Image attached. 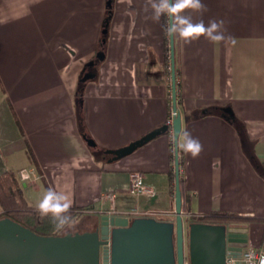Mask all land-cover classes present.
<instances>
[{"label":"crops","instance_id":"0c3cea01","mask_svg":"<svg viewBox=\"0 0 264 264\" xmlns=\"http://www.w3.org/2000/svg\"><path fill=\"white\" fill-rule=\"evenodd\" d=\"M146 2L112 0L103 32L106 0H0V173H15L32 206L49 187L68 195L71 209L93 215L82 230L109 212L138 217L134 209L150 211L145 217L175 219L169 132L116 160L104 153L170 118L165 18L154 22L151 10L144 11ZM202 2L208 9L203 15L185 14L205 24L224 20L225 35L234 42L176 41L181 129L203 145L195 159L182 152L183 219L247 223V246L264 251V178L225 112L204 113L211 106L229 107L245 122L264 163V0ZM103 34L104 58L82 95L91 146L78 127L75 97ZM193 114L202 115L187 119ZM22 168L30 170L27 180L18 174ZM133 170L143 173L152 193L129 192ZM109 192L115 193L113 209L102 201Z\"/></svg>","mask_w":264,"mask_h":264},{"label":"water","instance_id":"95a60500","mask_svg":"<svg viewBox=\"0 0 264 264\" xmlns=\"http://www.w3.org/2000/svg\"><path fill=\"white\" fill-rule=\"evenodd\" d=\"M106 5L110 6L111 0H106ZM169 44L171 101L176 110L171 124L164 123L121 147L104 149V153L110 154L109 160L131 153L170 129L177 133L181 130L174 39L169 38ZM103 58L104 52L97 51L95 57L85 63L80 80L93 79L95 72L90 68ZM221 110L227 119L233 118L229 107H221ZM85 139L88 145H95L91 138ZM179 166V152H174V220L102 214L93 230L39 234L3 216L0 217V264H224L227 253L239 255L248 245L247 223L185 222Z\"/></svg>","mask_w":264,"mask_h":264},{"label":"clouds","instance_id":"9594fccd","mask_svg":"<svg viewBox=\"0 0 264 264\" xmlns=\"http://www.w3.org/2000/svg\"><path fill=\"white\" fill-rule=\"evenodd\" d=\"M151 10V19L159 22L165 18L164 32L166 37L180 39L184 44L204 37L209 42L220 43L234 38L225 35L227 29L224 20H209L207 24L201 19L193 21L188 11L199 12L201 15L208 9L202 0H147L144 11ZM169 143L172 146L170 151L183 152L189 154L193 159L197 158L203 151V145L198 138L184 129L179 133L173 129L169 133ZM23 179L29 177L22 173ZM72 201L63 192L57 191L54 187H49L44 192L42 198L36 205V211L41 218H50L54 229L60 232L64 229L72 228L75 220L71 214ZM264 264V260L261 261Z\"/></svg>","mask_w":264,"mask_h":264},{"label":"trees","instance_id":"16d2710c","mask_svg":"<svg viewBox=\"0 0 264 264\" xmlns=\"http://www.w3.org/2000/svg\"><path fill=\"white\" fill-rule=\"evenodd\" d=\"M112 2V0H111ZM111 5L107 6V15L105 23L109 21L111 16ZM105 19V20H106ZM106 23V24H107ZM165 21L163 24V31H164ZM165 33V32H164ZM104 40L105 34L102 35V42L99 46V50L104 51ZM176 41L177 38L174 39V46H175V77H176V86L178 88L177 76H178V69L176 65ZM164 55L166 59L170 58V44L169 38L166 37L164 39ZM94 67V66H93ZM88 69V68H86ZM95 69V67H94ZM96 73V72H95ZM83 71L81 73V76ZM80 76V77H81ZM86 81L79 80L78 88H77V95L75 97V108L78 120V127L81 134L87 138L89 137V133L87 132L84 112L82 107V95L83 89L85 86ZM180 103V97L177 92V104ZM205 114H221V107L218 106H211L204 111ZM202 114H193L188 115L187 119H193L196 117L201 116ZM233 127L235 128L240 142L241 147L251 164L255 167L256 171L264 178V163L259 160L257 155L254 151V143L255 140L251 139L247 133L245 122L233 115L232 119H229ZM172 159L174 158V154L171 153ZM179 167L181 169L182 166V152H179ZM173 172L171 171V174ZM182 184V179L180 176V188ZM181 195H182V188H181ZM0 217L7 216L12 218L13 220L21 223L22 225L30 228L31 230L35 231L39 234H57L58 232L54 229L51 219L50 218H41L36 211V206L29 205L23 195L22 187L20 186L18 179L15 173L12 170H5L0 173ZM76 210L71 209L72 217L76 215Z\"/></svg>","mask_w":264,"mask_h":264},{"label":"built area","instance_id":"2783aa9c","mask_svg":"<svg viewBox=\"0 0 264 264\" xmlns=\"http://www.w3.org/2000/svg\"><path fill=\"white\" fill-rule=\"evenodd\" d=\"M177 88V86H176ZM169 98H170V118L168 119L167 123L170 125L172 122V118L176 113V110H173L172 108V101H171V77H170V83H169ZM172 131L171 129L169 130ZM174 154V151H172ZM173 168H174V158L172 159ZM29 169L22 168L18 171V174L22 180V173L29 176ZM181 172V169H180ZM129 192L134 194H146V193H152L153 189L149 187L143 179V173L139 170H133L129 173ZM115 198V193H105L102 196V201L109 200L112 207L110 209H113V201ZM109 209V210H110ZM108 214H113L109 212ZM131 214L134 216H142V215H149L150 211L148 210H139L134 209L131 211ZM264 260V251L253 247V246H246L244 247L239 255L233 254V253H227L225 256V262L224 264H261V261ZM184 264H187L186 262Z\"/></svg>","mask_w":264,"mask_h":264},{"label":"rangeland","instance_id":"374dc122","mask_svg":"<svg viewBox=\"0 0 264 264\" xmlns=\"http://www.w3.org/2000/svg\"><path fill=\"white\" fill-rule=\"evenodd\" d=\"M169 70V75H170V67L168 68ZM169 82H170V76H169ZM93 215H90L89 213H85V212H76V215L73 217L74 220H75V225L74 227L72 228H68V229H64L60 232H58L57 234H63V233H66V232H72V231H82V228H83V224L85 222V220L87 219H93V217H91ZM91 219V220H92Z\"/></svg>","mask_w":264,"mask_h":264},{"label":"flooded vegetation","instance_id":"af4514ba","mask_svg":"<svg viewBox=\"0 0 264 264\" xmlns=\"http://www.w3.org/2000/svg\"><path fill=\"white\" fill-rule=\"evenodd\" d=\"M91 70H93L94 72H95V69H94V67H91L90 68ZM94 229V227H92V228H88V229H86V230H93ZM86 230H82V231H86ZM81 231V232H82ZM74 232H76V231H72V233H74ZM80 232V231H79Z\"/></svg>","mask_w":264,"mask_h":264}]
</instances>
